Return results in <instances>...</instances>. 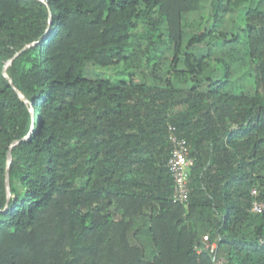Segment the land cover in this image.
Returning <instances> with one entry per match:
<instances>
[{
	"label": "trees",
	"instance_id": "1",
	"mask_svg": "<svg viewBox=\"0 0 264 264\" xmlns=\"http://www.w3.org/2000/svg\"><path fill=\"white\" fill-rule=\"evenodd\" d=\"M201 2L0 0V264H264L250 210L253 189L264 200V8L212 0L184 44ZM240 11L239 32L220 29ZM140 22L149 60L173 51L163 84L89 78V63L130 61ZM241 42L253 94L228 89L237 53L215 55ZM172 131L194 160L187 204L173 200Z\"/></svg>",
	"mask_w": 264,
	"mask_h": 264
},
{
	"label": "rangeland",
	"instance_id": "2",
	"mask_svg": "<svg viewBox=\"0 0 264 264\" xmlns=\"http://www.w3.org/2000/svg\"><path fill=\"white\" fill-rule=\"evenodd\" d=\"M212 0H202L201 8L198 11L189 12L185 16L183 23V39L184 44L197 31L203 29L210 24V14L212 10ZM254 4L260 5L264 8V0H254ZM243 22V14L240 12L228 14L225 18L221 30L228 34H235L240 31L239 24ZM145 29V24L140 22L135 31L131 43L133 46L130 61L128 63H120L116 66L102 67L95 63H89L86 67V74L89 78H111L113 80L120 78H128L130 74L134 75L135 81L138 83L146 82L148 84H163L166 73L170 68L171 57L173 51L171 49L160 50L153 52L154 56L149 60V52L146 44L139 40L138 35ZM193 51L206 53V43L199 44L192 48ZM236 52L237 57L232 61V76L231 83L228 89L231 91L243 90L248 94H253L257 88V82L254 75V70L248 54L245 50V45L241 42L236 50H229L224 45H219L215 51V55L219 57H228L230 52ZM183 67V63L180 64ZM214 76L216 78L223 74V71L216 61L213 62ZM179 86H185L179 84ZM144 238V236H143ZM153 244L150 239V245H146L147 256L153 255Z\"/></svg>",
	"mask_w": 264,
	"mask_h": 264
},
{
	"label": "built area",
	"instance_id": "3",
	"mask_svg": "<svg viewBox=\"0 0 264 264\" xmlns=\"http://www.w3.org/2000/svg\"><path fill=\"white\" fill-rule=\"evenodd\" d=\"M173 131L170 136L173 147L168 160L169 171L174 179L173 200L174 202L187 204L190 194V170L194 164V160L190 157L188 141L185 138L177 136ZM252 194L254 195V199L250 210L255 213L264 214V200L259 198L257 189H253ZM204 242L206 243V248L211 252L216 250V241L211 242L208 236H204Z\"/></svg>",
	"mask_w": 264,
	"mask_h": 264
}]
</instances>
